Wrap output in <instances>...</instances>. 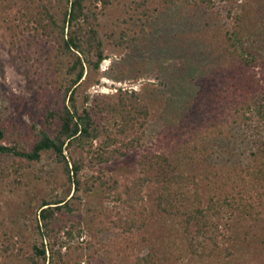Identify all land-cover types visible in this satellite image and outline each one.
Masks as SVG:
<instances>
[{"label":"trees","instance_id":"trees-1","mask_svg":"<svg viewBox=\"0 0 264 264\" xmlns=\"http://www.w3.org/2000/svg\"><path fill=\"white\" fill-rule=\"evenodd\" d=\"M114 1L19 0L45 111L32 138L0 122V154L20 167L52 154L70 193L31 198V252L16 247L12 230L0 264H89L77 242L87 228L82 208L108 190L118 203L113 225L138 250L132 264H264V0H185L214 29L209 42L189 34L178 47L187 80L169 84L179 104L151 144L148 126L153 112L167 116L163 105L136 90L93 100L88 92L108 57L102 16ZM156 1L131 0L125 21L140 13L141 24L107 32L111 45L143 40ZM138 147L141 174L106 179L104 170Z\"/></svg>","mask_w":264,"mask_h":264},{"label":"rangeland","instance_id":"rangeland-1","mask_svg":"<svg viewBox=\"0 0 264 264\" xmlns=\"http://www.w3.org/2000/svg\"><path fill=\"white\" fill-rule=\"evenodd\" d=\"M130 2L115 0L102 16L101 34L107 40L108 57L96 75L98 82L92 84L88 92L93 100L111 97L119 88L136 90L143 93L155 108L163 105L167 109L168 105L166 117L152 114L153 121L147 130L151 144L156 140L155 133L162 118L171 115V109H176L175 104L180 98L175 93L177 90L169 89V84L174 78L178 80L173 85L184 84L187 80L181 76L180 67H176L178 47L190 44V41L186 42L189 34H193V39L204 37L209 42L214 25L209 21L212 26H208L199 14L190 13V5L185 0L175 4L157 0V11L146 24L145 38L132 46L115 48L107 32L125 26L138 28L141 24L140 13L129 22L125 21L131 14L128 10ZM18 7L19 0H0V122L18 123L28 138H32L43 126L45 103L42 89H39L41 69L28 55L35 49L27 45L29 29L22 22ZM141 149L138 147V151L113 162L111 170H104L106 179L119 177L124 182L140 175L137 161ZM53 157L48 154L39 163L20 167L14 157L0 154V253H7L3 247L12 230L21 235L13 239L16 247L25 245L31 252L34 235L25 222L31 226L28 216H32L33 196H40L53 188L64 197L69 195L70 186L63 183L62 167ZM92 172L89 167L84 170V174ZM110 191L94 194L83 205V224L87 228L77 242L84 243L86 248L83 251L89 264H132L138 250L134 247L133 237L113 225L118 203ZM15 248L12 254L17 253ZM1 261H5L4 257Z\"/></svg>","mask_w":264,"mask_h":264}]
</instances>
